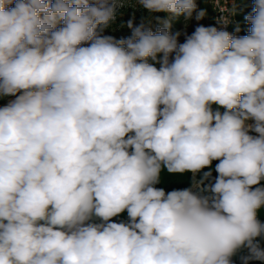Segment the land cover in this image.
<instances>
[{"label": "clouds", "instance_id": "obj_1", "mask_svg": "<svg viewBox=\"0 0 264 264\" xmlns=\"http://www.w3.org/2000/svg\"><path fill=\"white\" fill-rule=\"evenodd\" d=\"M126 3L0 0V264L264 261V0L243 36L159 17L104 35ZM164 170L191 186L156 187Z\"/></svg>", "mask_w": 264, "mask_h": 264}, {"label": "trees", "instance_id": "obj_2", "mask_svg": "<svg viewBox=\"0 0 264 264\" xmlns=\"http://www.w3.org/2000/svg\"><path fill=\"white\" fill-rule=\"evenodd\" d=\"M250 3H254V0H236L235 1V5H234V15L233 18L231 19V21L229 22L228 26H227V31H229L230 33H233L235 35L238 36H243V35H247L248 34V30L250 29L251 25L248 24L244 17L247 14V11L250 9ZM199 9H206L207 11V18L203 21V24L206 26H211L212 25V15H213V10L211 8V5L209 3V0H199L198 3V10ZM163 16V14H162ZM239 26L240 27V31L236 32L235 29L236 27ZM112 27H110V29H112ZM113 36L116 39H120L122 38L119 33L118 30H115L114 34H108ZM157 67H159V65H157ZM7 97H2L0 98V107H3L6 105L7 103ZM213 108L215 110L216 106L213 105ZM221 112L224 111V109H220ZM218 163V161H213L211 169L209 168H205L202 170L201 173H199L197 175V179L200 178V176H202L204 171H212V177L215 178V176L217 175V173L215 172V165ZM262 185H264V181L261 182ZM192 184V174L191 173H185V174H169L166 170L162 171L161 173V182L159 184L156 185V187L158 188H164V190L166 192L168 191H172L174 189H184V188H189ZM258 218L260 219V221L262 223H264V208H262L261 210H259L258 212ZM114 222H121V221H127L128 220V216L127 213H123L118 217L113 218ZM260 240L261 243V247H264V238H257ZM247 255L245 250H242L240 252H238L235 256L232 257V264H243V261L241 259L242 256ZM248 264H264V261H259V260H250L248 262Z\"/></svg>", "mask_w": 264, "mask_h": 264}, {"label": "rangeland", "instance_id": "obj_3", "mask_svg": "<svg viewBox=\"0 0 264 264\" xmlns=\"http://www.w3.org/2000/svg\"><path fill=\"white\" fill-rule=\"evenodd\" d=\"M197 3V9H198V2ZM250 9L247 11V14L250 15L253 13V7L254 3H250ZM118 15L115 23L112 25L113 28L106 29L103 33L104 35L108 34H114L115 30H118L119 35L122 38H127L131 35V29L126 27L127 22L130 19H133L134 26H138L142 21L148 22L150 21V27L155 32L157 27H163V24H161L156 17H159L160 20L163 21H169L171 24V28L169 29L170 32L175 33L177 31H180L182 33H186L188 35H191L195 28L199 25H204L203 21L207 18L205 16L202 20H196L195 19V13L193 14V18L190 20H185L183 16L175 17L168 13H149L147 10L140 7L138 4L135 3V0H127V3L123 8L117 9ZM163 14V16H162ZM124 25V26H123ZM111 26V27H112ZM205 26V25H204ZM185 40V36L181 35L179 37V42L183 43ZM15 99L13 96H8L7 103L10 100ZM6 103V104H7ZM251 135H257L256 133L252 132ZM246 251V250H245ZM247 253V251H246Z\"/></svg>", "mask_w": 264, "mask_h": 264}, {"label": "built area", "instance_id": "obj_4", "mask_svg": "<svg viewBox=\"0 0 264 264\" xmlns=\"http://www.w3.org/2000/svg\"><path fill=\"white\" fill-rule=\"evenodd\" d=\"M199 0H196V2H198ZM235 1L236 0H219V5L211 2V0H209V3L211 5V8L213 10V15H212V25L211 26H215L218 29H224L227 30V26L218 23L219 19L222 16H227L228 20L231 21V19L233 18V13L231 12L232 9H234V5H235ZM220 8H224L225 12H220ZM227 9L230 10L227 12ZM207 26V25H206Z\"/></svg>", "mask_w": 264, "mask_h": 264}, {"label": "bare ground", "instance_id": "obj_5", "mask_svg": "<svg viewBox=\"0 0 264 264\" xmlns=\"http://www.w3.org/2000/svg\"><path fill=\"white\" fill-rule=\"evenodd\" d=\"M91 2H94V0H90V3H91Z\"/></svg>", "mask_w": 264, "mask_h": 264}]
</instances>
